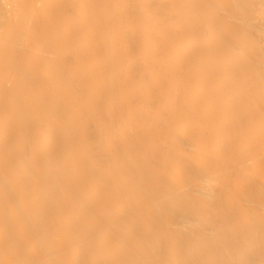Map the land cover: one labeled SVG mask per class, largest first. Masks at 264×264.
Segmentation results:
<instances>
[{"label": "bare ground", "instance_id": "obj_1", "mask_svg": "<svg viewBox=\"0 0 264 264\" xmlns=\"http://www.w3.org/2000/svg\"><path fill=\"white\" fill-rule=\"evenodd\" d=\"M0 264H264V0H0Z\"/></svg>", "mask_w": 264, "mask_h": 264}]
</instances>
